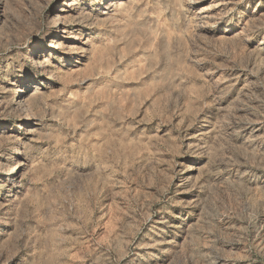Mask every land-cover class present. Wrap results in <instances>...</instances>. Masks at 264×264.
Wrapping results in <instances>:
<instances>
[{"label": "rangeland", "instance_id": "374dc122", "mask_svg": "<svg viewBox=\"0 0 264 264\" xmlns=\"http://www.w3.org/2000/svg\"><path fill=\"white\" fill-rule=\"evenodd\" d=\"M0 264H264V0H0Z\"/></svg>", "mask_w": 264, "mask_h": 264}]
</instances>
